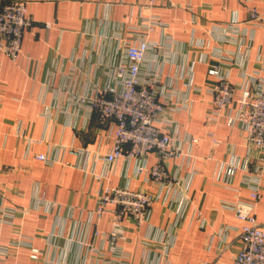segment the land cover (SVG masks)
<instances>
[{
  "label": "crops",
  "instance_id": "obj_1",
  "mask_svg": "<svg viewBox=\"0 0 264 264\" xmlns=\"http://www.w3.org/2000/svg\"><path fill=\"white\" fill-rule=\"evenodd\" d=\"M26 1L34 24L22 33L18 58L0 51V216L7 214L0 264H229L243 224L231 204L250 201L243 167L260 153L248 150L238 124L211 120L215 78L207 69L216 64L228 75L233 102L249 76L264 77V27L248 20L250 8L264 13V0ZM148 19L157 21L150 41L172 39L169 54L149 51L141 75L155 74L171 106L181 103L164 112L185 138L182 154L166 162L173 186L137 173L142 161L134 158L108 164L114 124L69 98L114 83L126 39L143 34ZM71 148L90 151L77 156ZM156 159L152 152L145 167ZM231 162L238 168L227 179ZM111 186L154 195L143 223L111 204L97 214L99 195ZM253 208L264 229V173ZM116 221L123 238L111 247Z\"/></svg>",
  "mask_w": 264,
  "mask_h": 264
},
{
  "label": "built area",
  "instance_id": "obj_2",
  "mask_svg": "<svg viewBox=\"0 0 264 264\" xmlns=\"http://www.w3.org/2000/svg\"><path fill=\"white\" fill-rule=\"evenodd\" d=\"M248 11V20L264 27V13L255 8ZM156 23L155 19H148L143 34L134 40L126 39L123 59L114 68V83L96 89L94 95L70 93L69 98L95 111L100 122L114 124L112 146L104 155L108 164L119 157L134 158L142 161L137 165V173L147 170L156 184L173 186L178 181L168 173L166 162L182 154L181 145L185 138L175 127H170L174 121L164 119V112L169 105L170 111H179L181 103L171 106L170 97L163 91L155 74L144 79L141 75L142 66L151 49L160 46L164 53L169 54L167 49L172 45V39L164 40L161 44L148 39ZM33 24L34 19L28 11L26 0H8L3 3L0 6V51L15 61L19 56L22 33ZM45 26L49 28L51 25L45 23ZM207 73L215 78L209 89L213 115L211 120L217 122L222 119L229 126L238 124L248 150L260 153V157L252 158L248 155L243 167L246 174L249 173L243 177L242 183L249 188L250 201L231 204V209L243 224L238 230L241 247L229 264H264V229L253 211L254 201L259 198L260 178L264 173V77L249 76L240 86V94L233 102L234 86L228 75L220 72L216 64L210 65ZM187 101L185 99L182 103L186 104ZM162 123L165 124L163 130L160 128ZM210 134L213 136L214 133ZM188 137L190 142H197L196 137ZM212 141L216 142L214 137ZM69 151L78 156L90 150L71 148ZM152 152H155L157 159L147 168L144 162ZM248 157H251L252 162L255 161L251 169H248ZM36 158L45 163L51 162L43 154ZM237 168V163H229L225 171L226 178H231ZM154 199V195L146 190L111 186L99 195L96 212L101 215L107 211L108 204L115 205L119 208L118 215L141 224L147 219ZM6 215L0 216V227L7 220ZM123 228L120 221L113 223L109 231L111 247L117 239L123 238ZM31 256L35 257V254Z\"/></svg>",
  "mask_w": 264,
  "mask_h": 264
}]
</instances>
